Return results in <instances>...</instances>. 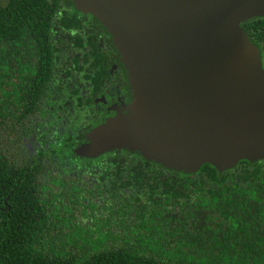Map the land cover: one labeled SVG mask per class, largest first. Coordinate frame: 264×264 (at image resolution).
<instances>
[{"label": "trees", "instance_id": "obj_1", "mask_svg": "<svg viewBox=\"0 0 264 264\" xmlns=\"http://www.w3.org/2000/svg\"><path fill=\"white\" fill-rule=\"evenodd\" d=\"M262 22L242 28L264 36ZM69 24L48 0H0V264H264V159L190 173L135 151L79 153L96 123L48 94L62 57L85 47Z\"/></svg>", "mask_w": 264, "mask_h": 264}, {"label": "water", "instance_id": "obj_2", "mask_svg": "<svg viewBox=\"0 0 264 264\" xmlns=\"http://www.w3.org/2000/svg\"><path fill=\"white\" fill-rule=\"evenodd\" d=\"M69 1L111 37L131 95L80 154L135 151L190 173L264 159V69L242 28L264 0Z\"/></svg>", "mask_w": 264, "mask_h": 264}, {"label": "flooded vegetation", "instance_id": "obj_3", "mask_svg": "<svg viewBox=\"0 0 264 264\" xmlns=\"http://www.w3.org/2000/svg\"><path fill=\"white\" fill-rule=\"evenodd\" d=\"M52 8L67 15V18L77 22L64 30L66 36L73 38L79 34L85 38L84 48H76L62 57V66L59 75L52 81L48 91L49 99L58 98L63 106H76L81 103L86 108V119L95 126L86 134L85 139H80L77 149L89 142L88 135L98 126L118 116L127 115L131 104V95L128 88L127 72L123 67L118 52L112 44V39L105 28L91 15L77 10L69 0H48ZM75 17H78L75 18ZM262 20L264 16L251 20ZM248 22V21H247ZM263 31V30H262ZM248 35L260 54L262 68L264 69V36ZM253 37V39H252ZM53 44L66 43V39L55 36ZM86 56H82V53ZM96 79V81H94ZM91 124V125H92ZM123 150V149H120ZM84 156V155H82ZM86 157V156H84Z\"/></svg>", "mask_w": 264, "mask_h": 264}, {"label": "rangeland", "instance_id": "obj_4", "mask_svg": "<svg viewBox=\"0 0 264 264\" xmlns=\"http://www.w3.org/2000/svg\"><path fill=\"white\" fill-rule=\"evenodd\" d=\"M163 237V236H162ZM217 237H218V239L219 238H221V236L219 235V234H217ZM163 240H164V238H163ZM170 240V237H168V241ZM231 243H236V242H234L232 239H230L229 240ZM112 244H114V243H112ZM111 244V245H112ZM186 244L188 245V240L186 241ZM173 245V244H172ZM213 245V242L212 241H210V240H205L204 241V248L206 249V253H205V255H208V253H210V252H212V253H214L216 256V258L217 259H215V261H220L221 260V262L223 261V259H224V255H223V252L221 251V247H223L222 245L220 246V245H217L216 247H214L213 246V249L211 250V248H210V246H212ZM228 246H230L231 248H239L240 246L239 245H228ZM189 249V248H188ZM184 250H186V249H184ZM240 250V249H239ZM230 255H229V258H231L232 257V255H231V253H233V251H232V249H230V250H226ZM220 252V253H219ZM235 252V251H234ZM239 253V252H238Z\"/></svg>", "mask_w": 264, "mask_h": 264}]
</instances>
